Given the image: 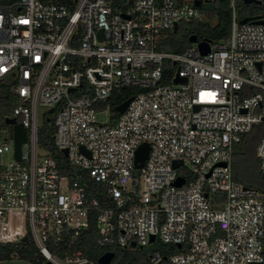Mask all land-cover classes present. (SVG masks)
<instances>
[{
  "label": "built area",
  "instance_id": "1",
  "mask_svg": "<svg viewBox=\"0 0 264 264\" xmlns=\"http://www.w3.org/2000/svg\"><path fill=\"white\" fill-rule=\"evenodd\" d=\"M195 1L0 4L13 96L0 114V246L31 237L52 264H99L64 245L92 225L108 250L167 244L148 264H264V190L233 176L234 146L264 123V22L241 23L231 0L226 36L160 47L175 23L201 19ZM124 87L142 90L114 118L108 99ZM40 109L63 164L39 141ZM6 118L26 130L20 158ZM254 156L264 174V133Z\"/></svg>",
  "mask_w": 264,
  "mask_h": 264
},
{
  "label": "trees",
  "instance_id": "2",
  "mask_svg": "<svg viewBox=\"0 0 264 264\" xmlns=\"http://www.w3.org/2000/svg\"><path fill=\"white\" fill-rule=\"evenodd\" d=\"M15 0H0L3 4H9ZM42 1H56V2H68L71 0H42ZM231 0H210L206 3H201L197 6L199 12L205 15V20L190 19L179 23L176 31L167 30L164 31L165 36L159 40V46L169 51H179L188 46L190 42L188 37L195 34L197 39L206 40H219L222 37L230 33L231 30V18L232 8L230 5ZM236 17L241 20L247 16H260L264 19V0L261 3H245L243 0L234 1ZM215 20L214 23H211ZM142 89L139 87H124L113 91L108 99L110 112L113 117H117L118 112L115 107L127 99L130 96L136 95ZM13 106V96L8 91V86L3 82H0V114L8 113ZM49 120L44 122L43 127L39 133V141L45 145L51 152L52 156L57 160L58 164L65 163V159L62 153L56 149L53 145V126L52 116L47 117ZM49 122V124H47ZM264 133V123L256 126L250 132L244 134L235 146L233 152V176L237 180L238 171L235 172V151L240 148L239 160L246 164L255 163L254 149L257 141ZM240 181V180H239ZM241 182V181H240ZM263 190H264V181ZM243 183V182H242ZM245 184V183H243ZM251 186L249 184H246ZM253 187V186H252ZM96 232L91 225L87 230L83 231L79 236L74 238L71 242V246L67 247V241L64 243L67 250L78 249L83 255L97 260V258L108 247H99L95 243ZM34 245L29 240L19 244H4L0 246V260L10 258L13 253H17L21 258L35 262L33 255ZM167 247L160 251L166 252ZM172 249H176L174 246ZM114 252L111 264H148V257L141 248L133 250L114 247L110 248ZM57 252V251H54ZM60 254V253H58Z\"/></svg>",
  "mask_w": 264,
  "mask_h": 264
},
{
  "label": "water",
  "instance_id": "3",
  "mask_svg": "<svg viewBox=\"0 0 264 264\" xmlns=\"http://www.w3.org/2000/svg\"><path fill=\"white\" fill-rule=\"evenodd\" d=\"M245 3H250V2H255V3H261L262 0H243ZM206 2V1H205ZM201 4L200 0H196L195 1V5L199 6ZM247 21H251L254 23H263L264 19H262L260 16H247L244 17L243 19L240 20L241 23L247 22ZM178 27V24L175 23L173 26V31H176ZM99 37L102 38V31H99ZM188 41L189 42H195L197 41V37L195 34H192L188 37ZM198 47L201 51V53L205 54L208 51V43L206 41H201L198 43ZM185 81L184 77L181 76H177L174 78V82H182ZM72 90V89H71ZM132 96L128 97L127 99H125L124 101H122L121 103H119L116 107L115 110L119 113H122L124 111V109L126 108V106L128 105V103L131 101ZM52 109H49V112H51ZM49 119L47 118V121ZM5 121L7 123L12 124V130H13V139H14V146H15V156L16 158H20V147L22 142L26 141V130L22 127V125L20 123H17L16 120L14 118H6ZM61 152L63 153V155L65 156L66 150L62 149ZM147 153H148V145L146 143H142L136 150V155H135V166L136 167H142L143 163L145 161V159L147 158ZM177 162L174 163V165H176ZM177 184L182 183V179L178 178ZM28 238L27 237H23L22 241H27ZM154 240V236L151 235L150 237V241ZM114 256V252L111 250H107L105 252H103L98 258L97 261L99 264H111L112 258ZM48 264H52V263H48Z\"/></svg>",
  "mask_w": 264,
  "mask_h": 264
},
{
  "label": "rangeland",
  "instance_id": "4",
  "mask_svg": "<svg viewBox=\"0 0 264 264\" xmlns=\"http://www.w3.org/2000/svg\"><path fill=\"white\" fill-rule=\"evenodd\" d=\"M0 4H3V2H0ZM201 20H205V15L201 14ZM215 20H212L211 23H214ZM173 31V30H171ZM0 82H4L6 84L5 80H0ZM45 117L42 118L41 113H42V109L39 110V124H41V127H43L44 122L47 121V117L49 116L47 111H45ZM52 126H53V120H52ZM47 124H49V122H47ZM40 127V128H41ZM240 152V148H237L235 151L236 157H235V172L238 171V175L237 178L245 183V184H249L253 187L262 189L263 188V182L264 181V174L261 173L257 167V164L250 163V164H246L243 161L239 160V153ZM187 165H183L181 166L180 170L186 168ZM29 241L33 243L34 245V249H33V255L35 258V262L30 261V260H26L21 258L17 253H13L12 256L10 258H5V259H1L0 260V264H48L49 262L52 263L50 260L46 259L38 250V248L36 247L33 239L31 237H29ZM168 245L164 244L163 242L159 241V239H155L154 241H152L151 243H149L147 246L141 248V250H143V252L145 253L146 258L148 257V254L155 249L158 250H162L165 249Z\"/></svg>",
  "mask_w": 264,
  "mask_h": 264
},
{
  "label": "crops",
  "instance_id": "5",
  "mask_svg": "<svg viewBox=\"0 0 264 264\" xmlns=\"http://www.w3.org/2000/svg\"><path fill=\"white\" fill-rule=\"evenodd\" d=\"M254 158H255V156H254ZM254 164H257V159L255 158V163ZM257 167H258V165H257Z\"/></svg>",
  "mask_w": 264,
  "mask_h": 264
}]
</instances>
